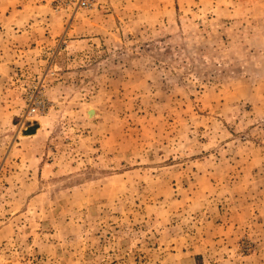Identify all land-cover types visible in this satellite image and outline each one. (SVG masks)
<instances>
[{"label": "rangeland", "instance_id": "1", "mask_svg": "<svg viewBox=\"0 0 264 264\" xmlns=\"http://www.w3.org/2000/svg\"><path fill=\"white\" fill-rule=\"evenodd\" d=\"M0 264H264V0H0Z\"/></svg>", "mask_w": 264, "mask_h": 264}, {"label": "built area", "instance_id": "2", "mask_svg": "<svg viewBox=\"0 0 264 264\" xmlns=\"http://www.w3.org/2000/svg\"><path fill=\"white\" fill-rule=\"evenodd\" d=\"M97 0H64V2L68 4H75L78 7H90L92 6ZM35 95L32 94L29 96V101L31 104V110L28 112L29 114L35 112L36 110H40L44 107L43 101H34ZM35 104V106H33Z\"/></svg>", "mask_w": 264, "mask_h": 264}, {"label": "crops", "instance_id": "3", "mask_svg": "<svg viewBox=\"0 0 264 264\" xmlns=\"http://www.w3.org/2000/svg\"><path fill=\"white\" fill-rule=\"evenodd\" d=\"M158 5H159V4H158ZM163 5H164V2H161V3H160V7H163ZM166 9L169 10V11L171 12V8H167V6H166Z\"/></svg>", "mask_w": 264, "mask_h": 264}, {"label": "bare ground", "instance_id": "4", "mask_svg": "<svg viewBox=\"0 0 264 264\" xmlns=\"http://www.w3.org/2000/svg\"><path fill=\"white\" fill-rule=\"evenodd\" d=\"M88 113L90 114V115H92V113H94V111H93V109H89L88 110ZM35 133V132H34ZM33 133H31V135H32Z\"/></svg>", "mask_w": 264, "mask_h": 264}, {"label": "water", "instance_id": "5", "mask_svg": "<svg viewBox=\"0 0 264 264\" xmlns=\"http://www.w3.org/2000/svg\"><path fill=\"white\" fill-rule=\"evenodd\" d=\"M35 132V130L33 129L31 132H26V134H29V133H34Z\"/></svg>", "mask_w": 264, "mask_h": 264}]
</instances>
